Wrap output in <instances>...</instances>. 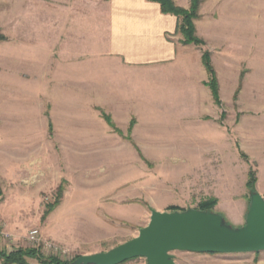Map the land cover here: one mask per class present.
<instances>
[{"label":"rangeland","instance_id":"rangeland-1","mask_svg":"<svg viewBox=\"0 0 264 264\" xmlns=\"http://www.w3.org/2000/svg\"><path fill=\"white\" fill-rule=\"evenodd\" d=\"M218 8L199 0L201 44L184 56L192 62L151 73L118 66L104 19L37 35L52 49L19 51L16 68L10 35L0 33V227L9 236L0 254L69 263L136 237L150 210L205 208L243 226L249 179L264 191L252 154L264 136V34L209 32ZM172 255L175 264H264V252Z\"/></svg>","mask_w":264,"mask_h":264},{"label":"crops","instance_id":"crops-1","mask_svg":"<svg viewBox=\"0 0 264 264\" xmlns=\"http://www.w3.org/2000/svg\"><path fill=\"white\" fill-rule=\"evenodd\" d=\"M172 1L179 7H188V0ZM212 1L214 6L218 4L219 22L210 20L206 24L209 32L264 34V0ZM85 8L89 13L85 14ZM85 19L96 23L104 19L105 49L120 67L151 73L192 62L184 57L188 46L182 45L181 36L175 33L176 18L162 14L159 5L149 0H0V33L10 35L15 68L20 66L19 51L52 49L48 38L37 40V35H51L52 28H59V35H67L68 26L81 29ZM261 138L255 140L257 148L252 154L259 158L264 180V136ZM257 192L264 195L261 189ZM244 216H240L241 221Z\"/></svg>","mask_w":264,"mask_h":264},{"label":"water","instance_id":"water-1","mask_svg":"<svg viewBox=\"0 0 264 264\" xmlns=\"http://www.w3.org/2000/svg\"><path fill=\"white\" fill-rule=\"evenodd\" d=\"M173 252L237 255L264 252V199L249 195L241 227L225 223L217 213L188 209L150 210L146 226L137 236L106 252L82 255L71 264H122L143 258L145 264H175Z\"/></svg>","mask_w":264,"mask_h":264},{"label":"trees","instance_id":"trees-1","mask_svg":"<svg viewBox=\"0 0 264 264\" xmlns=\"http://www.w3.org/2000/svg\"><path fill=\"white\" fill-rule=\"evenodd\" d=\"M149 1L157 3L160 7V11L162 14H169L176 17L177 23H176L175 33L179 34L182 37L181 40L182 45L201 44V41L195 36V29L193 25V20L197 19L198 17L196 11L199 4V0H189L190 1L189 10H184L182 8L175 6L171 0H149ZM202 62L210 76V81L207 85L210 88L213 99L217 103L218 102L217 85H216L213 69L209 62V56L207 53H203ZM253 184H254V180L253 178H250L247 184L250 193L254 192ZM204 209L205 208L201 210ZM25 255L29 257H33V255L35 254L17 251L9 255L0 254V257L3 259V264H24L22 258ZM71 262L60 263L57 262L56 260H51L50 262H48V264H71Z\"/></svg>","mask_w":264,"mask_h":264},{"label":"built area","instance_id":"built-area-1","mask_svg":"<svg viewBox=\"0 0 264 264\" xmlns=\"http://www.w3.org/2000/svg\"><path fill=\"white\" fill-rule=\"evenodd\" d=\"M8 238H9L8 234H6V233L4 232V230L0 227V247H1V245H3V243H4L5 241L8 240ZM28 238H29L30 241L36 242V235H35V232H30Z\"/></svg>","mask_w":264,"mask_h":264}]
</instances>
